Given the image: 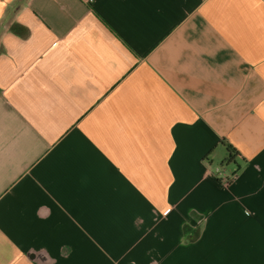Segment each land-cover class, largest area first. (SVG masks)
<instances>
[{"label": "crops", "instance_id": "1", "mask_svg": "<svg viewBox=\"0 0 264 264\" xmlns=\"http://www.w3.org/2000/svg\"><path fill=\"white\" fill-rule=\"evenodd\" d=\"M0 264H264V0H0Z\"/></svg>", "mask_w": 264, "mask_h": 264}, {"label": "built area", "instance_id": "2", "mask_svg": "<svg viewBox=\"0 0 264 264\" xmlns=\"http://www.w3.org/2000/svg\"><path fill=\"white\" fill-rule=\"evenodd\" d=\"M216 177L222 182V184L229 186L236 178V174L227 175L225 171L216 169Z\"/></svg>", "mask_w": 264, "mask_h": 264}, {"label": "trees", "instance_id": "3", "mask_svg": "<svg viewBox=\"0 0 264 264\" xmlns=\"http://www.w3.org/2000/svg\"><path fill=\"white\" fill-rule=\"evenodd\" d=\"M227 148H228V152L230 153V155L233 156V153H234L233 149H231L230 147H227Z\"/></svg>", "mask_w": 264, "mask_h": 264}, {"label": "rangeland", "instance_id": "4", "mask_svg": "<svg viewBox=\"0 0 264 264\" xmlns=\"http://www.w3.org/2000/svg\"><path fill=\"white\" fill-rule=\"evenodd\" d=\"M232 174V173H231Z\"/></svg>", "mask_w": 264, "mask_h": 264}]
</instances>
